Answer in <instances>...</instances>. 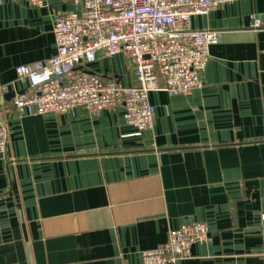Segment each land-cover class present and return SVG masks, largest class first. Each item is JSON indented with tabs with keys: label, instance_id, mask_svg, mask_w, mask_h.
I'll return each instance as SVG.
<instances>
[{
	"label": "crops",
	"instance_id": "1",
	"mask_svg": "<svg viewBox=\"0 0 264 264\" xmlns=\"http://www.w3.org/2000/svg\"><path fill=\"white\" fill-rule=\"evenodd\" d=\"M74 8L0 5V84L10 86L0 95L10 134L0 156V264H142V251L187 221L207 222L210 235L176 264H264V0L193 17L194 29L222 31L202 85L151 92L155 127L142 132L123 107L16 111L12 98L26 86L15 67L51 58L56 15ZM86 69L136 84L125 54L99 53Z\"/></svg>",
	"mask_w": 264,
	"mask_h": 264
},
{
	"label": "built area",
	"instance_id": "2",
	"mask_svg": "<svg viewBox=\"0 0 264 264\" xmlns=\"http://www.w3.org/2000/svg\"><path fill=\"white\" fill-rule=\"evenodd\" d=\"M25 1L37 6L48 2ZM62 1L75 8L56 15L55 54L15 67L16 81L26 86L12 98L16 111L21 115H75L79 107L92 113L123 107L126 122L142 132L155 127L151 92L178 94L202 85L200 74L222 31L194 29L193 17L238 0ZM261 25L253 15V27ZM99 53L127 55L136 84L126 86L116 78L88 71L86 66L94 63ZM9 91V85L0 84V95ZM9 140L8 125L0 122V156L6 154ZM210 231L207 222H184L170 230L165 243L142 251V264H176L190 258L193 245L206 241Z\"/></svg>",
	"mask_w": 264,
	"mask_h": 264
},
{
	"label": "water",
	"instance_id": "3",
	"mask_svg": "<svg viewBox=\"0 0 264 264\" xmlns=\"http://www.w3.org/2000/svg\"><path fill=\"white\" fill-rule=\"evenodd\" d=\"M10 95H12V96H13V93H12V94L10 93V94L8 95V97H9Z\"/></svg>",
	"mask_w": 264,
	"mask_h": 264
}]
</instances>
